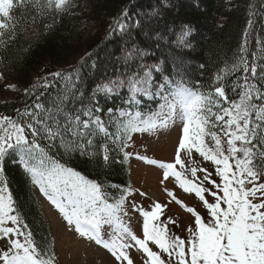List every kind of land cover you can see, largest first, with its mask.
Segmentation results:
<instances>
[{"label":"snow or ice","instance_id":"snow-or-ice-1","mask_svg":"<svg viewBox=\"0 0 264 264\" xmlns=\"http://www.w3.org/2000/svg\"><path fill=\"white\" fill-rule=\"evenodd\" d=\"M64 2L0 0V46L4 43L3 37L8 36L11 40L17 35L19 19L12 15L14 11H20L22 16L32 13L28 27L34 31L37 15L43 16L53 6L60 9ZM259 15L264 17V12ZM127 16L125 11L122 16L116 17L122 32L143 26L142 22H122ZM254 23L251 18L247 21L249 26ZM261 28L264 29V24ZM115 31L114 28L113 35ZM249 36L250 31L246 27L244 39L234 53L233 70L241 66L243 70V75L239 77L243 84L239 86L238 101L229 99L224 83H215L222 80L220 75L215 76L213 92L202 91L203 85L199 81L193 84L182 74L176 73L180 76L176 80L161 72V82L153 93L152 69L160 71L159 64H140L138 67L143 70V76L140 77L137 72L129 78L134 81L132 91H142L146 96L154 94L160 101L159 110L153 114L151 122L140 119L139 111L126 123L121 121L123 138L110 135L111 114L115 110L112 107L105 110L97 102L98 93L111 94L125 84L122 79L98 82L107 71L115 51L105 53L103 57L102 49L88 51L68 68L50 73L51 79L44 77L42 87L45 91L35 97L31 107L26 105L23 111L17 110L16 118L0 116V233L5 237L10 234L24 236L23 242L19 238L9 241V246L0 255L2 264H52L51 258H43L44 254L38 251L32 234L25 235L19 226L21 220L16 202L3 180L5 171L2 162L10 154L18 156L23 170L39 186L40 192L62 215L67 225H74L81 236L102 245L121 264L123 261L133 264L127 251L133 247L146 257L143 264H264V182L257 183L264 180V63H257L264 60V55L258 56L256 51H252V60L248 61ZM257 46L264 48V39L257 37ZM139 55L144 57L147 53L140 51ZM57 84L59 87L55 94L47 102H41L47 90ZM35 89L36 85H33L32 91ZM105 112L110 114L107 120L102 118ZM120 116L124 117L126 113L121 111ZM169 119L183 122L175 163L158 160L149 163L159 164L164 180L174 177L183 192L194 194L207 215L202 216L195 207L184 205L174 192L168 190L167 195L194 217V226L188 227L186 237L182 238L173 231L170 218L161 220L166 205L154 202L150 210L132 205L133 210L143 218L142 236L124 227L116 234L109 232L105 239L97 224L102 217L118 220L117 214L123 211V199L110 202L111 198L102 183L66 166L56 155V150L62 149L63 156L78 152L81 157L92 158L102 152V160L111 163L110 141L115 145L116 154L123 153V158L127 159L132 153L125 152L124 148L128 146L127 139L132 133L163 128ZM216 128L227 138L226 148L217 132L212 130ZM101 134L103 142L96 144ZM206 137L214 142L213 146H209ZM182 149L189 154L194 150L204 161L211 162L218 180L207 168L185 169L180 158ZM257 157L261 167L253 163ZM137 158L146 159L138 153ZM176 165L184 170H176ZM187 171H190L192 179L185 174ZM198 172L203 173L202 178L197 176ZM249 184L252 186L248 187ZM258 193L260 202L255 203L253 201L258 198ZM9 223L12 226L6 227Z\"/></svg>","mask_w":264,"mask_h":264},{"label":"trees","instance_id":"trees-1","mask_svg":"<svg viewBox=\"0 0 264 264\" xmlns=\"http://www.w3.org/2000/svg\"><path fill=\"white\" fill-rule=\"evenodd\" d=\"M40 2L46 3L47 0ZM262 4L264 0H87L86 8L79 12L59 10L53 6L43 16L37 15L34 31L28 27L33 14L22 16L20 11H14L12 15L19 19L17 35L11 40L8 36L3 37L4 43L0 46V75L3 85L17 86L20 94L15 100L0 102V116L16 118L17 110L23 111L26 105L31 107L35 97L45 91L42 87L44 77L51 79L50 73L66 69L79 59L72 60L60 69L55 66L56 61H64L68 55H81L84 51L82 57L88 51L95 52L97 49H102V57L105 53L115 51L107 71L98 82L125 81L124 86L116 88L113 95L106 92L97 94V102L101 107L105 110L112 107L115 110L111 114L110 135L123 138L121 121L126 122V119L120 117L117 110L126 108L130 101L129 78L137 72L140 77L143 76V70L138 67L140 64H159L160 71L152 69L154 87L161 82V72L176 80L180 78L176 74L179 73L193 84L199 81L203 85L202 91L214 92L215 76L220 75L222 80L215 83H224L229 99L238 101L239 86L243 84L239 77L243 75V70L242 66L233 70L234 53H237L244 39V29L248 27L250 43L246 58L251 62L252 51H256L258 56L264 55V48L257 46V37L264 39V29L261 28L264 17L259 15L264 12ZM125 11L128 16L122 22H142L143 26L122 32L116 17L122 16ZM249 13L252 15L249 16ZM250 18L255 21L251 26L247 24ZM81 25L89 26L86 35L82 37L79 33L76 39L72 38L73 29ZM114 28L116 31L113 35ZM140 51L147 55L140 57ZM257 63H264V60H258ZM202 64L204 68L200 67ZM33 85H36L34 92ZM58 87L57 84L49 88L41 102H47ZM139 100L143 109L154 108L153 102H146L142 98ZM109 115L105 112L102 118L107 120ZM212 130L217 132L226 148L227 138L219 128ZM206 138L209 146H213L214 142ZM103 139L101 134L96 144L102 143ZM129 143L130 138L127 139V145ZM108 147L111 163L102 160V152L95 158L81 157L78 152L63 156V150L58 148L56 155L61 157V162L66 163V166L102 183L113 203L122 196L129 179L127 159L123 158V153L116 154L115 145L110 141ZM124 151L127 152V147ZM207 164L205 168L213 171V178H217L214 166L211 162ZM2 166L5 171L3 180L13 194L23 228L32 234L33 243L40 250L46 251L49 249L48 231L33 197L29 175L15 154L8 155Z\"/></svg>","mask_w":264,"mask_h":264},{"label":"rangeland","instance_id":"rangeland-1","mask_svg":"<svg viewBox=\"0 0 264 264\" xmlns=\"http://www.w3.org/2000/svg\"><path fill=\"white\" fill-rule=\"evenodd\" d=\"M86 6L87 0H65L59 10L79 12L84 10ZM88 30V25L76 27L71 32V37L76 39L79 33L84 37ZM81 55H68L64 61H56L54 64L60 69L67 66L72 60L79 59ZM1 79L0 75V102L15 100L20 94L19 88L11 84L3 85ZM133 83L134 81H131L128 85V90L130 92L129 99L132 103H136L137 106H140L141 109L143 106L140 105L139 98H157L154 94L146 96L142 91L134 93L132 91ZM137 87H140V85H137ZM151 90L154 93L155 89L153 87ZM113 94L114 92L110 95ZM157 100L159 99L157 98ZM130 101L129 107H123L117 110L119 116L120 112L123 111L126 113V116L129 114L132 118L135 116L136 112L139 111L141 113L140 119L151 122L153 114L159 110L160 101L156 109L151 112L149 110L142 111L134 106L130 107ZM156 123L159 125V120H157ZM182 123L183 122L179 119H169L167 125L163 128L158 127L156 130L150 132L132 133L128 149V152L132 153V155L127 158L126 163L129 183L127 191L123 193V203L121 204L123 211L117 214L119 217L118 220H108L102 217L97 224V229L105 239L108 238L109 232L116 234L122 231L124 227H129L136 235L142 236L143 218L138 212L133 210L132 205L136 204L137 206H143L146 210H150L154 202L166 205L161 220H168L170 218L173 221L171 225L173 231L182 238L186 237L188 227L194 226V217L191 213L187 212L185 207L176 203L167 195L168 190L174 192L176 197L180 201H183L184 205L195 207L202 215H207L202 203L198 201V198H196L194 194L183 192V190L178 187L174 177L170 176L167 180H164L163 169L159 164L149 163L151 160H158L163 163H175L176 149L178 148ZM137 153L139 156L146 157V159H138ZM238 155L242 156V153H238ZM180 158L184 163L185 169L190 167L205 168V166H208V161H204L194 150L189 154L186 150L182 149ZM253 163L257 167L262 166L258 157ZM210 169L212 170L213 168L210 167ZM176 170L183 171L184 169H181L180 165H176ZM185 173L189 179H192L190 171ZM197 174H199L198 177L203 176L201 172ZM215 179L218 180V178ZM260 182H264V180L258 181L257 183ZM32 186L33 197L37 202L39 213L45 221L48 231L47 240L49 249L42 251L35 244L38 251L44 254L43 258L46 257V255L49 256L52 260V264H121V262L116 261L111 253L102 245L96 244L93 239H89L87 236H81L75 231L74 225H67L62 215L58 213L50 201L40 192L39 186L33 182ZM206 186L210 187V185ZM251 186V184L248 185V187ZM259 195L260 194H258V196ZM207 198L209 199V197ZM256 201L258 203L260 202L259 197L253 202L256 203ZM5 226L10 227L11 225L6 224ZM19 226L23 228L22 223ZM21 231H23L25 235L27 234L25 228ZM23 237L24 236L17 237L11 234L5 237L0 233L1 251H4V248L9 246V241L11 239L20 238L22 240ZM127 251L133 264H143L146 257H144L140 251L135 247ZM122 264H128V261H123Z\"/></svg>","mask_w":264,"mask_h":264}]
</instances>
